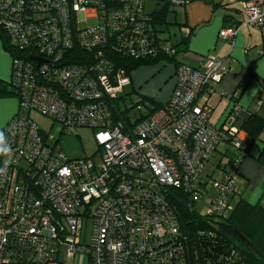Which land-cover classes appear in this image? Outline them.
Wrapping results in <instances>:
<instances>
[{
	"label": "built area",
	"instance_id": "obj_1",
	"mask_svg": "<svg viewBox=\"0 0 264 264\" xmlns=\"http://www.w3.org/2000/svg\"><path fill=\"white\" fill-rule=\"evenodd\" d=\"M189 1L169 0L176 7ZM242 11L264 35V0H243ZM153 22L145 0H0V25L18 52L9 81L19 99L3 127L12 151L0 161V264H67L59 260L62 246L86 264H190L168 193L182 192L194 209L205 199L207 220L233 210L247 142L235 128L210 123L211 106L199 102L229 72L221 58L207 55L203 68L179 65L168 100L127 128L103 104L129 84L123 69L101 50L91 62L60 64L74 41L90 51L113 38L131 57L153 56L162 46ZM238 26L222 27L218 37L232 39ZM31 110L62 126L91 128L96 155L69 157ZM220 142L238 154L220 179H210L205 166Z\"/></svg>",
	"mask_w": 264,
	"mask_h": 264
},
{
	"label": "crops",
	"instance_id": "obj_2",
	"mask_svg": "<svg viewBox=\"0 0 264 264\" xmlns=\"http://www.w3.org/2000/svg\"><path fill=\"white\" fill-rule=\"evenodd\" d=\"M242 1L190 0L184 7L178 8L173 7L168 0H145V10L154 17L157 10L169 3L165 22L156 24L153 18L156 36L161 43L168 40L159 35L158 26L168 24L170 22L168 18L178 24L181 33L178 37L174 34L173 39L168 38L173 45L179 44L191 31L185 44L181 42L178 45L180 50L176 55L178 60L203 68L206 55H214L221 58L229 67V72L216 84V91L209 95L203 92L199 102L205 98L211 106L208 117L210 123L215 126L233 127L239 131L244 140L250 141L242 127L243 123L251 115L264 120V35L256 27L244 22ZM147 5L149 10L146 8ZM233 23L239 25L235 36L230 40L220 39L219 30ZM150 64L154 65L142 64L131 72L130 86L132 89L142 87L146 96L153 97L151 99L160 104L165 103L175 84L176 68L173 63L165 62L163 59ZM158 69L162 71L155 73L159 74V78L149 86L151 81L147 83L148 75ZM10 72V55L3 49L0 42V79L9 81ZM18 106L15 96L0 98V129L17 112ZM226 147L224 142H220L215 153L220 152L223 156ZM262 147H264V128L257 139L250 141L248 152L240 162L234 176L237 193L231 200L233 208L240 199L251 204L264 205V164L257 160ZM215 153L206 165L207 167L210 164L211 167L205 170V174L211 178L214 176L216 179L220 177L216 170L221 173L223 170L218 165L222 158L213 159ZM227 154L231 155V152ZM62 247L63 250L60 247L59 251L61 262L86 264V259H82L83 257H80L81 262L78 263L79 256L75 259L67 257L65 247Z\"/></svg>",
	"mask_w": 264,
	"mask_h": 264
},
{
	"label": "trees",
	"instance_id": "obj_3",
	"mask_svg": "<svg viewBox=\"0 0 264 264\" xmlns=\"http://www.w3.org/2000/svg\"><path fill=\"white\" fill-rule=\"evenodd\" d=\"M169 3L164 4L154 13L153 18L156 24L165 22L167 5ZM154 32L155 41H159L156 36L155 26ZM190 32L187 33L186 38H183L182 43L187 40ZM0 42L3 49L9 53L10 59L11 55L18 54L13 48V38L10 37L6 28L2 25H0ZM162 43V46L155 55L137 59L127 55L121 48H116L113 38H110L109 44L98 48L95 46L90 51L80 47L74 41L73 46L69 49L64 48L62 50L60 64L65 67H70V64L82 65L91 62L93 60L92 54L97 50H101L107 59L115 63L114 68L117 70L123 69L129 79L131 77L130 73L138 66L154 63L161 59L165 62L173 63L175 68L181 64H188L176 58V55L180 51L178 49L179 44L173 45L169 39L167 42L163 41ZM53 81L55 88L61 89L59 80L54 78ZM130 84L131 81L119 97H107V103L103 101L105 107H108L112 112L115 123L123 124L126 128L133 127L138 120L149 116L161 107L159 102H155L151 98L147 99V101L144 100L145 98H139L138 102L132 105V108L134 107L136 109L137 116L131 121L129 118V109L125 108V101L133 92ZM9 96H15L19 103L18 91L14 88L11 81L0 79V98ZM64 102L67 106L76 103L73 99H64ZM139 102L142 104H139ZM142 107L146 109L144 113L141 112ZM242 127L252 142L259 137L262 128H264V120L255 115H251L243 123ZM0 131L4 132V129L1 128ZM250 141L247 140L248 145ZM225 151L227 153V150ZM1 158L2 156H0V161ZM257 160L261 164H264V147H262ZM167 199L178 221L180 231L186 238V240L184 238V247L188 251L190 264H264V205H260L259 203L251 204L240 199L228 217L207 220L204 215H200L193 208L188 198L182 192L170 191Z\"/></svg>",
	"mask_w": 264,
	"mask_h": 264
},
{
	"label": "rangeland",
	"instance_id": "obj_4",
	"mask_svg": "<svg viewBox=\"0 0 264 264\" xmlns=\"http://www.w3.org/2000/svg\"><path fill=\"white\" fill-rule=\"evenodd\" d=\"M146 8L147 9L149 8L148 5ZM168 21H170L168 24L158 26L159 35L161 37L167 39V40L169 37H171L173 39L174 34L177 37L180 36L181 33L179 31L178 24L173 23L171 18H168ZM153 24H154V22H153ZM151 65H154V64H148V66H151ZM159 70L160 69H158L157 71H154L148 75L147 83H150V81H151V84H149V86H151L153 84L155 79L159 78V74H157V75L155 74L158 72H162ZM130 75H131V73H130ZM2 80L6 81L5 79H2ZM133 90L134 91L132 92L131 96L125 101V106H126L125 108L129 109V118L131 121H133L137 116V113L135 111L136 109L134 107L132 108V105L137 103L139 98H145L144 99L145 101H147V99H149V98H153V97L146 96L145 93L142 91V87H140L138 89L135 88ZM130 91H131V89H130ZM139 104H142V103L139 102ZM122 107L124 108L123 105H122ZM145 111H146V109L144 107H142L141 112L144 113ZM30 117L37 123V125L39 126L40 129H42L47 134L53 135L55 137L53 140H55V139L59 140L63 151L69 157H82L84 155L91 157V156L96 155L98 147L94 141L93 130L91 128H89V127H86V128L85 127H78V126H62L59 123L53 122L49 117L42 115L40 112H38L36 110L30 111ZM224 143L226 144V142H224ZM226 146H227L226 147L227 152L230 151L231 155H228L226 153V151L223 154V156L221 155L220 152L215 153L217 151V148L214 152L215 155H214L213 159L215 158L216 160H219V157L222 158L218 164L220 165V168L223 170L222 173L219 170H216L217 174H220V175H218L220 177L216 178V179H220L222 177L224 171H226L224 169L226 166L224 163L229 162V161L232 162L233 156L238 154V150H235L234 148L228 147L227 144H226ZM248 148H249V145L247 143V148L244 151V153H242V158L238 163V167H239V164L242 161L243 157L247 154ZM222 166H224V167L222 168ZM210 167H211L210 164L207 167L205 166V168H206L205 170H208ZM238 167H237V170H238ZM237 170H236V172H237ZM236 172H235V175H236ZM209 178L212 179V178H214V176L212 178L211 177H209ZM209 189H210L211 193L214 191V189H212V188H209ZM194 207L200 215H204L206 212L207 201L205 199H199L198 201H196L194 203ZM61 249L63 250V247H61ZM82 259H86V257L84 256ZM78 262H81L80 256H79L77 263Z\"/></svg>",
	"mask_w": 264,
	"mask_h": 264
},
{
	"label": "clouds",
	"instance_id": "obj_5",
	"mask_svg": "<svg viewBox=\"0 0 264 264\" xmlns=\"http://www.w3.org/2000/svg\"><path fill=\"white\" fill-rule=\"evenodd\" d=\"M11 146L8 143L7 137L4 132L0 131V156H9L11 154ZM6 175V170L0 168V176Z\"/></svg>",
	"mask_w": 264,
	"mask_h": 264
}]
</instances>
